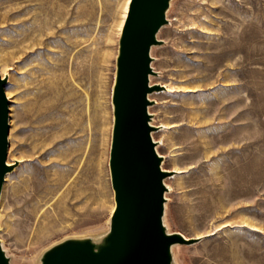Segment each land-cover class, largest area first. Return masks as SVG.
<instances>
[{"label":"rangeland","instance_id":"rangeland-1","mask_svg":"<svg viewBox=\"0 0 264 264\" xmlns=\"http://www.w3.org/2000/svg\"><path fill=\"white\" fill-rule=\"evenodd\" d=\"M131 2L0 0L13 164L0 241L15 264L108 231L112 89ZM167 18L151 50L160 89L149 111L170 170L169 231L195 238L177 243L176 263L264 264V0H172ZM216 129L225 138L214 142ZM61 177L52 198L40 190Z\"/></svg>","mask_w":264,"mask_h":264},{"label":"water","instance_id":"water-1","mask_svg":"<svg viewBox=\"0 0 264 264\" xmlns=\"http://www.w3.org/2000/svg\"><path fill=\"white\" fill-rule=\"evenodd\" d=\"M172 0H132L119 36L112 89L113 127L109 168L115 207L106 233L71 237L48 247L39 264H175L172 247L192 243L164 223L170 170L156 149L149 94L160 89L150 82L156 73L152 47L161 44L160 29L168 23ZM7 77L0 72V198L8 162L10 103ZM0 264H11L0 241Z\"/></svg>","mask_w":264,"mask_h":264},{"label":"bare ground","instance_id":"bare-ground-1","mask_svg":"<svg viewBox=\"0 0 264 264\" xmlns=\"http://www.w3.org/2000/svg\"><path fill=\"white\" fill-rule=\"evenodd\" d=\"M122 30V29H121ZM121 33V32H120ZM120 36V35H119ZM2 75V78H4V77H7L6 76V74H5V76H3V74H1ZM151 83H152V78H151ZM194 85V84H193ZM192 85V86H193ZM194 87V86H193ZM189 88V90H194V88ZM12 95V94H11ZM7 96H9L10 97V95L9 94H7ZM8 97V98H9ZM112 109H113V106H112ZM214 110H216V107L215 106H210L209 107V109L207 110L208 112H210V111H214ZM152 121H151V124L152 125H154V118H152L151 119ZM199 122H201V123H204L205 125H212V123H213V121H211L209 118H204V119H201ZM217 123V122H216ZM220 132V129L219 130H215L213 133V137H212V140L214 141V142H217V141H219V140H223L224 138H225V134H223V133H221V136L219 137L218 135V133ZM152 136H153V138H154V140L156 141V149H157V151L159 152V149H158V146L161 144V141L160 140H158V139H156L155 138V136H154V132L152 133ZM221 138V139H220ZM163 157L165 158V155H163ZM10 164H12L10 161H8ZM164 167V166H163ZM165 168V167H164ZM64 183H65V178H63V177H61V178H57V179H53V180H48V182L46 183V184H43L42 186H39L41 189V191L43 192H45V195L46 196H49V198H52L53 196H54V194L56 193V191H57V189L58 188H60V187H62L63 185H64ZM166 185H167V191L171 188L170 187V185L166 182ZM58 205V204H57ZM60 205V204H59ZM114 207H115V204H114ZM113 210H114V208H113ZM112 210V211H113ZM164 223H165V225L167 226V229H168V231H169V227H168V225H167V222H166V219H165V217H164ZM254 228H255V226H254ZM109 229V228H108ZM257 229V228H256ZM41 230H42V228H41ZM1 244H2V247L3 248H5V246H4V244H3V242H2V240H1ZM176 245L177 244H174L173 245V247H172V252H173V255H174V262H175V264H177L176 263V260H175V247H176ZM8 254V253H7ZM11 264H15L14 262V260L13 259H11ZM39 262L40 261H37L36 263H34V264H39Z\"/></svg>","mask_w":264,"mask_h":264}]
</instances>
